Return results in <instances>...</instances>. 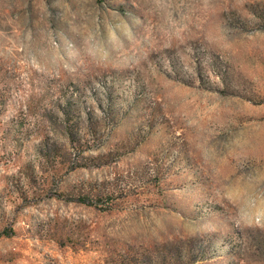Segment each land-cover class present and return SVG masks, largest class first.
<instances>
[{
  "label": "rangeland",
  "instance_id": "rangeland-1",
  "mask_svg": "<svg viewBox=\"0 0 264 264\" xmlns=\"http://www.w3.org/2000/svg\"><path fill=\"white\" fill-rule=\"evenodd\" d=\"M0 264H264V0H0Z\"/></svg>",
  "mask_w": 264,
  "mask_h": 264
}]
</instances>
